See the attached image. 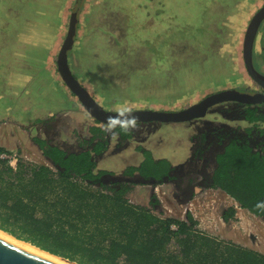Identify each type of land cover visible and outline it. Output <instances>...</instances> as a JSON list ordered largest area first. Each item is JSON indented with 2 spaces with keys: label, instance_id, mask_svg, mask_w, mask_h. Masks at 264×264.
<instances>
[{
  "label": "rangeland",
  "instance_id": "374dc122",
  "mask_svg": "<svg viewBox=\"0 0 264 264\" xmlns=\"http://www.w3.org/2000/svg\"><path fill=\"white\" fill-rule=\"evenodd\" d=\"M76 1L0 0V145L13 151L10 157L15 162L19 154L46 162L33 141L39 133L55 141L81 143L91 135L89 130H37L28 124L39 121V116L58 119L61 111H74L76 101L83 106L58 74L57 64ZM263 5L264 0H83L75 46L69 53L71 65L109 110L181 109L222 88L253 91L258 86L247 70L243 44L252 17ZM254 61L264 72V21ZM235 110L234 103L212 107L207 119L247 125L234 116ZM195 121L154 122L132 130L129 148L119 154L115 138L111 139V149L98 157L100 165L122 169L139 162L137 144H150L155 157L185 162ZM201 178L193 172L184 181L197 183ZM176 188L173 183L160 188L159 206L165 214L185 218L190 199L179 201ZM155 192L151 185L139 183L129 197L148 204ZM215 195L235 204L225 193ZM214 199L210 192L194 201L200 227L264 252L262 219L238 207L232 221L223 222L219 199Z\"/></svg>",
  "mask_w": 264,
  "mask_h": 264
},
{
  "label": "trees",
  "instance_id": "16d2710c",
  "mask_svg": "<svg viewBox=\"0 0 264 264\" xmlns=\"http://www.w3.org/2000/svg\"><path fill=\"white\" fill-rule=\"evenodd\" d=\"M244 109L246 130L196 133L182 164L141 146L140 164L120 172L101 167L96 156L109 142L98 128L86 144L34 135L46 162L19 154L13 163V151L0 145V229L78 264H264V252L209 233L190 212L168 215L156 196L150 205L129 197L136 183L180 181L194 168L241 207L264 216V153L253 146L264 142V110ZM117 132L122 140L132 137ZM184 192L191 197L193 185Z\"/></svg>",
  "mask_w": 264,
  "mask_h": 264
},
{
  "label": "water",
  "instance_id": "95a60500",
  "mask_svg": "<svg viewBox=\"0 0 264 264\" xmlns=\"http://www.w3.org/2000/svg\"><path fill=\"white\" fill-rule=\"evenodd\" d=\"M83 0H77L70 18L67 35L59 50L57 64L63 82L96 119L106 122L117 110L105 108L75 75L69 53L74 49L78 33L79 10ZM264 21V5L252 17L244 38L243 50L247 70L263 89L262 91H242L235 87L222 88L205 95L201 100L179 110L133 109L138 122L162 121L181 123L205 117L210 108L225 102L260 104L264 102V72L255 65V45L260 27ZM257 249V248H256ZM61 257V256H60ZM64 258V257H62ZM67 259V258H64ZM69 260V259H67ZM71 261V260H69ZM73 262V261H71ZM0 264H61L43 255L34 253L7 239L0 237ZM78 264V263H77Z\"/></svg>",
  "mask_w": 264,
  "mask_h": 264
},
{
  "label": "flooded vegetation",
  "instance_id": "af4514ba",
  "mask_svg": "<svg viewBox=\"0 0 264 264\" xmlns=\"http://www.w3.org/2000/svg\"><path fill=\"white\" fill-rule=\"evenodd\" d=\"M256 65V64H255ZM257 67V66H256ZM258 68V67H257ZM259 69V68H258ZM85 85V84H84ZM86 86V85H85ZM257 86H258V88H254V90L253 91H249V92H256V91H262L263 89H261L262 87L259 85V84H257ZM87 87V86H86ZM87 88H89V87H87ZM228 88V87H227ZM237 89H239V88H237ZM239 90H242V91H248V90H243V89H239ZM225 103H234V104H236V110H235V113H234V116L236 115V117H238V118H241V119H243L244 121H246V122H248V124L247 125H239V126H236V125H234V124H232V123H214V121L213 122H211L210 120H208L207 118H209L210 117V115H208V113H207V115L205 116V117H202V118H198L197 119V121H195V123L194 122H192L193 123V125H194V129L196 128V130L193 132V135H191V137H190V142H191V144L190 145H188V148H187V150H189L190 151V154L188 153H186L187 155V159L185 160V162L183 161V162H180V163H177V164H182V163H186L187 162V160L190 158V156L192 155V153H193V147H194V144H195V141L193 140V136L196 134V133H201L202 131H204V130H246V128L247 127H249L250 126V122L245 118V117H243L244 116V114H245V105H253V106H259L260 107V109L261 110H264L263 108H264V102L263 103H260V104H245V103H241V102H236V101H232V102H225ZM225 103H221V104H218V105H215L214 107H216V106H219V105H222V104H225ZM185 108V107H184ZM131 109H135V108H131ZM145 109H147V108H145ZM149 109V108H148ZM182 109V108H181ZM211 109V108H210ZM160 110V109H159ZM163 110V109H162ZM168 110V109H167ZM170 110H179V109H170ZM73 113H75L76 115H77V118H76V122L75 123H70V120H68L65 116H62V117H59L58 119H49V120H46V122L43 124V126H41L42 127V129L43 130H89L90 132H91V135H90V137L87 139V140H85L84 141V143L86 144L89 140H90V138L94 135V133L92 132V130H97V128H98V130H104L105 128H106V126H107V124H106V122H102V121H100V120H98V119H96L94 116H92L88 111H86L85 109H84V106H82L81 104H79L77 101H76V103H75V108H74V111H73ZM78 117H81V118H83V120L85 121V124L84 125H82L81 126V124L79 123V119H78ZM194 120V119H193ZM154 122H161V123H168V124H179V123H170V122H162V121H150V122H142V121H140V122H138V127L136 128V129H133V130H143L149 123H154ZM187 122H191V121H187ZM181 123H183V122H181ZM200 123H202V125L203 126H201V127H199V128H197L198 126H197V124H200ZM33 125H36L37 126V130H41L40 129V126L38 125V123H35V124H33ZM29 127V126H28ZM46 127V128H45ZM117 130H120L119 128H117L116 129V131ZM131 134H132V137H131V139L130 140H122L121 139V136H120V134L118 135V136H115V137H110V136H108V133L106 132V131H104L103 132V136L107 139V141L109 142V147H108V149L105 151V152H103L102 154H99V155H97L96 156V159H97V162H98V164H99V166H101V167H103V165H100V161H99V156L100 155H103L104 153H106V152H108L110 149H111V139H114L115 138V140H116V150L117 149H119V150H117V153L119 154L120 152L121 153H123V152H125V151H127V149L129 148V147H127L129 144H130V142H131V140L133 139V137H134V132L131 130V131H129ZM39 135L40 136H42V134H40L39 133ZM48 138H50V137H48ZM151 137H149V139H150ZM51 139V138H50ZM152 139V138H151ZM52 141H54V142H61V141H55L54 139H51ZM63 141V140H62ZM66 141V140H65ZM67 141H69V140H67ZM71 141V140H70ZM74 142H76V141H74ZM141 146H143V147H145V148H147V149H150V150H152V152H153V150H155V149H153V147H150L151 145L149 144V146H147V145H144V144H137L136 146H135V148L137 149V151H139V153L141 154V156L140 157H142L141 159H140V161L139 162H137V163H127L128 165H131V164H134V165H138V164H140L141 163V161L143 160V152H142V150H141ZM253 146H254V149L255 150H260L262 153H264V142H259V141H256L254 144H253ZM127 147V148H126ZM114 151V150H113ZM114 152H116V151H114ZM116 153V154H117ZM138 153V152H137ZM129 155L131 156V157H135V155L131 152V153H129ZM186 156L184 157V159L186 158ZM156 157H158V156H156ZM166 158H168V157H166ZM168 159H170V158H168ZM183 159V160H184ZM171 160V159H170ZM172 161V160H171ZM173 162V161H172ZM174 163V162H173ZM174 164H176V163H174ZM127 165V166H128ZM126 166H124V167H121L122 169H115V168H112V170H115V171H122L124 168H125ZM108 169H111V168H108ZM193 172H196V173H199L201 176H202V178H201V180H200V182H192V181H190V182H185L184 181V177L186 176V175H188V174H191V173H193ZM170 183H173L177 188V194H176V196H177V199L179 200V201H182L183 203H185V202H187L189 199H190V201H188L187 202V205H186V209H187V211H186V214L188 213V212H190V213H192L191 212V208H192V206H193V202L195 201L194 199L195 198H197L196 200H198V201H200V198L201 197H205V196H209V193L211 192V193H213L214 194V196H215V199L213 200V201H216L217 199H219L218 198V195H215V193H216V191H217V194H219L220 192H222V193H225L227 196H229V197H231L233 200H235V204H238V206H239V208H242V209H246V210H248L249 212H251V213H253L252 211H250L249 209H247V208H243V207H241L240 206V204L238 203V201L230 194V193H228L227 191H225L223 188H221V187H219V186H217V185H215L214 183H212L208 178H207V176H206V174L204 173V172H202V171H197V170H194V168L193 169H188V170H186L184 173H183V175L181 176V179H180V181H176V180H174V179H167V180H165V181H162V182H147V183H140V184H142V185H151V187H153L154 188V191H156L155 193H158V194H156V195H153V196H156L157 198L159 197V190H160V188L161 187H164V185L165 184H170ZM137 184L139 185V183H136V185H133V188L135 187V186H137ZM193 185V187H194V194L190 197H187V198H184L185 196H184V190L185 189H187V187L189 186V185ZM132 188V189H133ZM132 189H131V191H132ZM130 191V192H131ZM201 191V192H200ZM129 192V193H130ZM200 192V193H199ZM153 196H152V198H153ZM151 198V199H152ZM159 199V198H158ZM227 199H219V203H218V207H220V209L223 211V213H222V217H221V220L223 221V222H230V221H232V219H233V217H235V216H229V217H227V214L230 212V210L234 207V208H236V205H234V202H229L228 203V201H226ZM150 202L151 201H149V203L148 204H146V205H150ZM142 204V203H141ZM237 210V209H236ZM221 211V212H222ZM194 213V212H193ZM192 213V214H193ZM236 214H237V211H236ZM254 215H256V216H258V217H260L261 219H262V221L264 222V216H262V215H258V214H255V213H253ZM186 216V215H185Z\"/></svg>",
  "mask_w": 264,
  "mask_h": 264
},
{
  "label": "clouds",
  "instance_id": "9594fccd",
  "mask_svg": "<svg viewBox=\"0 0 264 264\" xmlns=\"http://www.w3.org/2000/svg\"><path fill=\"white\" fill-rule=\"evenodd\" d=\"M106 131L110 137L118 136L116 131L119 128L123 132H128L138 127V117L131 108H121L115 112V115H110L106 121Z\"/></svg>",
  "mask_w": 264,
  "mask_h": 264
},
{
  "label": "bare ground",
  "instance_id": "6f19581e",
  "mask_svg": "<svg viewBox=\"0 0 264 264\" xmlns=\"http://www.w3.org/2000/svg\"><path fill=\"white\" fill-rule=\"evenodd\" d=\"M0 237L7 239V240H9V241L21 246V247H24V248L34 252V253H37V254L43 255L47 258H50L52 260H55L58 263H61V264H77L76 262H71L67 259H64V258L58 256V255H55V254H52L46 250H43V248L41 249L40 247L33 245L30 242H27L23 239L21 240V239L15 237L14 235L8 233L5 230L0 229Z\"/></svg>",
  "mask_w": 264,
  "mask_h": 264
},
{
  "label": "crops",
  "instance_id": "0c3cea01",
  "mask_svg": "<svg viewBox=\"0 0 264 264\" xmlns=\"http://www.w3.org/2000/svg\"><path fill=\"white\" fill-rule=\"evenodd\" d=\"M59 28H60V31H59L60 32V38L59 39H60V46H61V34H62V31H61V22H60ZM58 49H55V54H54L55 56H56V52L58 53ZM58 74H60V73H58ZM69 95H72V94L69 93ZM62 116H65L68 120H70V123H75L76 122L75 120L77 118V115L75 113H73V111L72 112H69V111H61L59 117H62ZM49 119H51V117L50 118L49 117H41L40 118V116H39V119H38L39 121H33V122L28 123V124L29 125L32 124V127H34L33 124L38 123V125L40 126V129L43 130L41 126H43V124L46 122V120H49Z\"/></svg>",
  "mask_w": 264,
  "mask_h": 264
},
{
  "label": "built area",
  "instance_id": "2783aa9c",
  "mask_svg": "<svg viewBox=\"0 0 264 264\" xmlns=\"http://www.w3.org/2000/svg\"><path fill=\"white\" fill-rule=\"evenodd\" d=\"M3 155H6V154H3ZM13 163H15V160L13 161ZM192 204H194V202ZM234 205H236V209L239 207L238 204H234ZM191 211L193 212V207L191 208ZM193 215L195 217V213H193Z\"/></svg>",
  "mask_w": 264,
  "mask_h": 264
}]
</instances>
